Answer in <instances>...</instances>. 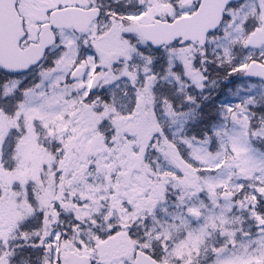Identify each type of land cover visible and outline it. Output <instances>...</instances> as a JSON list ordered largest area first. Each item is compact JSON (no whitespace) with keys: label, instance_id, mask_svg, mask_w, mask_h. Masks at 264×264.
Listing matches in <instances>:
<instances>
[{"label":"snow or ice","instance_id":"1","mask_svg":"<svg viewBox=\"0 0 264 264\" xmlns=\"http://www.w3.org/2000/svg\"><path fill=\"white\" fill-rule=\"evenodd\" d=\"M0 264H264V0H0Z\"/></svg>","mask_w":264,"mask_h":264}]
</instances>
